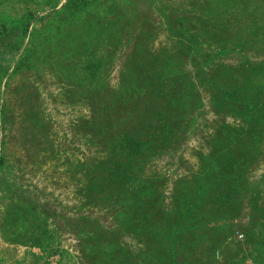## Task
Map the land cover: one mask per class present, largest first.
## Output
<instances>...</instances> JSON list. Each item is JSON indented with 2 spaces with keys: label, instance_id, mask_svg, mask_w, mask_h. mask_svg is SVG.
Here are the masks:
<instances>
[{
  "label": "rangeland",
  "instance_id": "374dc122",
  "mask_svg": "<svg viewBox=\"0 0 264 264\" xmlns=\"http://www.w3.org/2000/svg\"><path fill=\"white\" fill-rule=\"evenodd\" d=\"M74 1L0 0V264H156L166 242L138 231L137 220L125 221L124 212L134 213L144 229L152 216L167 219L164 234L174 237L186 219L185 211L179 214L183 198L195 202L188 211L193 226L187 249L178 256L169 251L166 262L264 264V121L250 125L237 113L238 96L224 107L205 85L197 86L200 96L188 107L197 64L208 75L222 72L213 93L224 84L232 90L242 84L245 65L235 54L212 61L216 37L188 44L214 17L217 25L208 34L224 35L215 0ZM84 2L93 4L81 8ZM263 37L264 22L257 41ZM90 50L107 69L96 91L104 96L92 108L74 75ZM251 62L247 69L263 67L264 51ZM127 68L176 75L186 112L166 131L170 141L125 152L143 163L142 177L153 186L141 206H89L82 193L85 169L102 159L105 135H133L125 104L115 95L129 81ZM263 75L251 81L245 97L250 107L264 105ZM94 107L100 115L112 108L97 131L88 124ZM174 110L169 106L163 116L172 119ZM217 134L228 141L217 146ZM91 230L104 238L99 244L86 240Z\"/></svg>",
  "mask_w": 264,
  "mask_h": 264
},
{
  "label": "trees",
  "instance_id": "16d2710c",
  "mask_svg": "<svg viewBox=\"0 0 264 264\" xmlns=\"http://www.w3.org/2000/svg\"><path fill=\"white\" fill-rule=\"evenodd\" d=\"M78 0L72 2V5L78 4ZM71 2V1H70ZM70 4V3H69ZM93 3L84 2L81 4V8H87ZM264 4V0H215L213 4V9L216 16L224 15L222 25L219 26L225 29L222 32L224 35L214 33L208 34V27L215 30L217 25V18L211 19L212 22L204 21L202 24L208 23V27L202 30V33H198L197 38H191L188 42L190 47H193L194 43L197 41L209 42L212 37H216L218 40V46L214 48L212 52V61L218 60L224 61L229 59V54L233 53L236 58L240 60L241 65H245L244 69L241 71L242 84H234L235 90H232L231 86L222 85L218 88L216 92L213 93L212 86L218 81L222 72L218 75H208L203 67L197 64L196 66V81L192 83L194 89H188V107L191 109L192 104L198 100L199 89L198 85L204 87V85L209 90L212 99L224 107L228 106V102L232 101L231 95L238 96L241 103H236L235 107L237 113L247 119L251 124L259 123L264 121V105H257L255 107H250L245 99L248 95L247 91H250L251 81L259 75H263L264 66L259 69L250 70L247 69V63L251 62L252 55L256 53L260 54V51H264V37L257 41L260 37L261 25L264 22L263 18H259V14L264 10H260V7ZM258 8L260 11H258ZM263 20V21H262ZM205 34V36H204ZM182 37V36H181ZM206 39V40H205ZM256 46V49H249ZM248 48V49H247ZM167 67V65H166ZM258 70V71H256ZM107 69L105 67V62L102 58H99L96 51L90 50L88 56L75 64L74 75L80 77L81 89L90 96V107L92 108L96 100L104 96L103 92L96 93L100 90L99 85L105 77ZM167 73L171 74L170 77ZM125 74L129 77V81L123 82L120 88V99L124 102L123 112L125 108L127 120L125 125L132 127L131 134H116L110 132L108 137H104L102 141L103 153L102 159L98 160L90 167L85 169L86 182L84 184L83 196L86 204L89 206H107L109 209H114L116 205L122 204L123 206H128L129 210L132 205L141 206L145 201V198L150 197V192L153 190V186L149 184L146 178L142 177L143 163L133 155L125 153L128 150L135 152V150L141 149L142 145L146 144H156L162 143L163 140H171V137L166 134V131H173L179 117L185 115L186 105L184 102L183 91H180L183 81H181L176 75L170 71L153 69L150 72L144 70L137 71V69L127 68ZM231 76V74H229ZM264 76V75H263ZM230 84V82H229ZM228 84V85H229ZM235 91V92H234ZM234 92V93H233ZM200 99V98H199ZM256 97L253 98L252 102H257ZM184 103V104H183ZM116 107V101L114 103ZM169 106H174V112L172 119L170 117H164L163 113L165 109ZM142 107V108H141ZM105 114L109 115L112 112L111 107ZM262 111L261 114H259ZM102 112L100 107H94L92 112V117L89 119V126L93 130L97 131L99 128L106 124V120L103 121L105 114L100 115ZM254 113H258V116ZM125 114V113H124ZM190 114V113H188ZM155 123V124H154ZM111 125V124H110ZM153 130L151 134L149 131ZM249 132H253V127ZM250 133V134H251ZM116 134V135H115ZM144 136V138L140 137ZM171 136V135H170ZM119 138L117 142V138ZM228 136L216 135L215 143L220 145L227 142ZM115 145V147H113ZM162 146H159V149ZM146 181V182H145ZM151 186V187H150ZM193 188V187H192ZM205 186L202 185L196 189L197 194H201L205 190ZM216 190H222L217 188ZM217 191V192H220ZM188 198H183L179 201L180 211L179 214L184 212L185 220L178 222V228L176 230V235L174 237L169 236V233L165 235L166 222L167 219H162L159 217H154L150 219L145 229L141 225L143 221H138L136 215L133 213L129 216L124 212V220H137L136 227L138 231H143L153 237L152 239L158 238L163 239L166 242L165 251H160L157 255L162 259H154L157 261L156 264H174L176 260L166 262L169 259L168 252L171 251L175 255L178 253H183L187 249L188 240L190 235V228L193 226V215L188 212L195 202L186 201ZM186 206V208H185ZM137 215L140 211L137 208L132 210ZM174 209L171 210L173 215ZM131 212V211H128ZM156 212V211H155ZM175 216H170L171 219ZM178 216H176L177 218ZM184 227V229H179ZM189 234V235H188ZM86 240H93L95 244H99L100 240L104 238L100 237L99 232L96 230L88 231ZM172 246V249L169 248ZM98 249V248H97ZM96 252V251H95ZM178 252V253H177ZM117 253L121 254V249H118ZM163 254V256H162ZM165 261V262H164ZM99 264V263H98ZM128 264V263H127Z\"/></svg>",
  "mask_w": 264,
  "mask_h": 264
},
{
  "label": "built area",
  "instance_id": "2783aa9c",
  "mask_svg": "<svg viewBox=\"0 0 264 264\" xmlns=\"http://www.w3.org/2000/svg\"><path fill=\"white\" fill-rule=\"evenodd\" d=\"M239 238L242 240L243 239V236L242 235H239Z\"/></svg>",
  "mask_w": 264,
  "mask_h": 264
}]
</instances>
